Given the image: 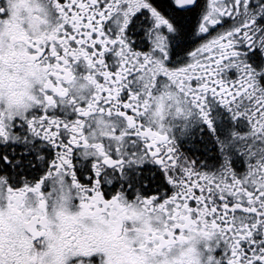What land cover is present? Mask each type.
Wrapping results in <instances>:
<instances>
[{
    "label": "snow or ice",
    "instance_id": "6c2138e0",
    "mask_svg": "<svg viewBox=\"0 0 264 264\" xmlns=\"http://www.w3.org/2000/svg\"><path fill=\"white\" fill-rule=\"evenodd\" d=\"M0 264H264V0H0Z\"/></svg>",
    "mask_w": 264,
    "mask_h": 264
}]
</instances>
